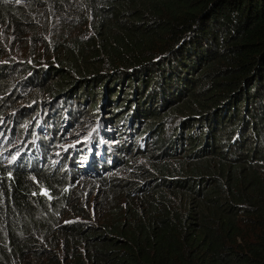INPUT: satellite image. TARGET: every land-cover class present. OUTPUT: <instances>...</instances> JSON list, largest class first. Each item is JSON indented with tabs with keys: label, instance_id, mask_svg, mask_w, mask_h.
Masks as SVG:
<instances>
[{
	"label": "trees",
	"instance_id": "trees-1",
	"mask_svg": "<svg viewBox=\"0 0 264 264\" xmlns=\"http://www.w3.org/2000/svg\"><path fill=\"white\" fill-rule=\"evenodd\" d=\"M70 3L88 34L52 38L42 50L63 67L12 61L20 59L0 32V113L8 140L20 141L16 158L0 161V264H264V0H0V30L31 23L27 7L57 12ZM139 80L132 108L122 106L137 125L138 115L158 117L156 98L171 106L187 91L194 105L191 86L209 91L207 103H186L183 114L199 112L197 124L184 119L167 139L155 133L154 153L137 146L131 159H144L150 182L102 176L117 199L90 210L81 165L97 169L111 151L98 140L70 150L68 167L66 151L55 163L49 153L77 119L78 89L94 93L98 84L100 99L113 92L117 102L120 88ZM114 108L122 114L112 135H128ZM152 123L138 135L149 136ZM131 159L117 155L112 165Z\"/></svg>",
	"mask_w": 264,
	"mask_h": 264
},
{
	"label": "rangeland",
	"instance_id": "rangeland-1",
	"mask_svg": "<svg viewBox=\"0 0 264 264\" xmlns=\"http://www.w3.org/2000/svg\"><path fill=\"white\" fill-rule=\"evenodd\" d=\"M76 9L77 8L74 7V3H70L68 6H65V9L57 10V12H55L52 7H47L46 5L43 6V8L27 7L26 20L30 19L31 23L21 26L17 33L13 32L12 30H10L8 33H3L0 30V32L3 34L2 37L7 40V48L10 53L13 54L15 58L20 59L12 61L27 62L28 64L35 65V67H49L50 65L63 67V60H48V58L51 56L49 55L50 53L48 51L42 50L46 44H49L51 42L52 38L55 39L56 37L63 35L66 39H68L67 37H82L88 34V29L86 25L81 26L79 22L75 23V21L78 20V18L81 16L79 13L76 12ZM79 10L83 11L82 7H80ZM66 80L70 81L71 78L67 76ZM140 82L141 81L139 80L135 82L132 86V82L130 81L128 82V85H126L125 87H121L120 93L117 97V102L112 101L116 98V94L113 92L110 94L111 100L104 101L100 99L99 91L98 89H95L99 86L98 84L92 85L94 93L85 92V94H83L81 93V90L78 89L77 91L80 93L77 94L76 98H73V102L74 105H78L79 111L84 114V116L78 119L79 121H81L79 124H68L66 125V129L62 133L60 131L57 132V136L60 138L61 143L57 144L52 149V151H50L49 157H53L51 163H55V156L59 155L61 152L63 153L66 151V153L68 152L67 156H69V149H76V147H79V145L80 147H83L84 143L90 141L92 138V134L96 133L99 128L100 132L102 134H105L110 126L114 125L115 123H118L116 118L117 116L122 114V112L119 111H124V114L126 115V120L124 121V124L126 125L128 123V111L133 106V102L130 100L132 99L133 95H135V90L140 87ZM67 86V83H63V87L67 88ZM190 89L194 91L196 99L199 100L198 102H195L194 105L193 103H190L189 100L192 99L189 97L188 92L186 91V94H184V96L187 95V97L183 100L178 99V103H174V105L171 106L168 104L160 106V103L157 98L154 100V102H151L153 107L152 109H154V112L158 114L157 118H149V116L141 117V115H138L136 116L137 119L142 118L141 123L139 125H137V121L134 120L135 117L132 118V129H130L131 135L129 139V145L132 150H129L125 154L121 153L122 151L119 150L117 151V154L120 155V157L122 158L125 155H128V158L134 156L137 147L135 146V142L137 140L136 134L138 133V131H135V128L137 126L139 128V132H141L143 126H146L148 122H153L152 126H155L156 129H150V135L145 141L144 150L148 151L151 149V152L154 153V150L159 145L158 141L155 142V133L160 132L161 138L167 139L170 136H175V134L179 131L181 127L180 123L183 122L184 119H189V121H191L192 123L196 122V116H198L200 113L192 111L189 114H183L182 107L185 106L186 103L188 104V106L192 105L191 107L193 108H198L200 107V105L204 106L207 103L206 96L208 95L209 91L205 89L200 91L201 89L197 85L191 86ZM71 91L75 93L73 90ZM23 101L24 100L19 101L17 105L26 104ZM93 102L95 104H98L96 110H94L92 106ZM140 103L142 105H149V103H147V100H145L144 98H142ZM129 104L131 105L130 108L125 111L122 106H128ZM116 105L120 106L118 110V115L113 114V111L115 109L114 106ZM201 108L204 110L206 109V107ZM13 110L15 111V109H12L7 111L6 113H9ZM36 112L39 113L40 111L37 110ZM27 114L29 116L27 120H20L23 123L22 128H28L29 126H31L32 123L30 120L35 117V110H30L27 112ZM71 118L73 117H70L67 121L71 122ZM108 119H111L110 122H108ZM5 122L6 114L0 113V161L12 162L17 156L15 154H17V150L19 149L18 147L20 141L17 138H12L8 140V121L7 123ZM198 129L200 130L201 127H198ZM36 130L37 126H34L33 131ZM192 130H196L195 125ZM185 132L187 131L185 130L184 133ZM146 134H144L139 139H143ZM33 135H35V133ZM115 139L116 137L106 138L105 141L109 145L124 141V137L113 141ZM27 142L25 143V145L27 144ZM35 148L37 149V146ZM10 152H12L13 155H11ZM60 157L62 156L60 155ZM67 165L68 163L65 164L66 167ZM118 166V168L113 166V170L111 172L105 170L102 171L101 175L103 174V178H105L106 176H112V178L116 177V179L118 180L136 179L139 181L141 180L143 182H145V180H148L149 182L151 181L148 179V177H146L148 166L147 164H145L143 158H133L125 167H122L121 165ZM100 179V177H94L90 174H86L81 178L83 184L79 186L82 192L84 193L83 196H87V198L82 202V205L93 211H99L100 207L104 206L108 201L112 202L114 199H117L118 192H110L106 190L104 188L106 182H101L102 180Z\"/></svg>",
	"mask_w": 264,
	"mask_h": 264
},
{
	"label": "clouds",
	"instance_id": "clouds-1",
	"mask_svg": "<svg viewBox=\"0 0 264 264\" xmlns=\"http://www.w3.org/2000/svg\"><path fill=\"white\" fill-rule=\"evenodd\" d=\"M74 107H75V109H74V113H73V115L75 114V112H76V117H77V119L73 122V123H76V124H79L81 121H79L78 119H80V118H82L83 116H84V114H82L80 111H79V109H78V105H74ZM130 114V113H129ZM73 115H72V117H73ZM142 117V116H141ZM123 118L126 120V115L124 114V116H123ZM117 119V118H116ZM108 120H110V119H108ZM124 120V121H125ZM124 123V122H123ZM123 123H120V124H123ZM130 123L132 124V120H129V117H128V123L127 124H129V126L130 127H128V129L127 130H129V128L130 129H132V126L130 125ZM115 124H117V123H115ZM127 124L125 125L124 124V126H123V128L124 129H126L127 127ZM103 125V124H102ZM111 127L112 126H110L109 127V129H108V131L105 133V134H102L101 132H100V128H99V130L96 132V133H93L92 134V138H91V140L90 141H88V142H86V143H84V146L83 147H80V145H79V147H76V149L77 148H81V149H90L93 145H94V143H95V141H99L100 143H103L106 147H108V149L111 151V153L110 154H108L107 155V160L104 162V164H102L100 167H98L97 169H95V168H93L92 166H90V165H86V164H84L83 166L81 165V168L82 169H84L85 171H87L86 172V174H90L91 176H94L93 174H94V172L92 171V170H100L101 169V172L102 171H112L113 170V162L115 161V160H117V151H119L120 149H118V148H115V146H118L119 147V145H121V144H123L125 141L127 142V144H126V147H128V150H120V151H122L121 153H123V154H125L126 152H128L129 150H132L131 148H130V145H129V139H130V135H131V132L129 131L128 132V135H126V134H124V135H121V134H119V136H113L112 135V130H111ZM137 128V127H136ZM136 128H135V131H136ZM137 132V131H136ZM148 133H150V131H148ZM146 134V133H145ZM137 136H139V137H137V140H136V142H135V146H139V149L141 150V152H143V151H145L144 150V144H145V141L143 140V139H145V137H146V139L148 138V136H147V134H146V136L143 138V139H139L140 138V135H138V133L136 134ZM112 137H116V139H120V138H122V137H124V141L123 142H119V143H114V144H112V145H109V144H107L106 143V138H112ZM116 139L115 140H113V141H116ZM140 140V141H139ZM131 146H133V145H131ZM70 150H74V149H69V153H70V155L69 156H66V158H65V161H66V163H68V165H67V167L69 166V161L72 159V153H71V151ZM137 151V147H136V150H135V153H134V155L137 153L136 152ZM146 152V151H145ZM68 153V152H67ZM93 153V152H92ZM90 156V155H89ZM100 156L102 157L103 156V154L100 152ZM119 157H120V155H118ZM82 158V157H81ZM88 158V157H87ZM90 158V157H89ZM92 158V157H91ZM123 158H126L127 159V161L129 160V159H131L132 157H130V158H128V155L126 156H124ZM122 157H120V159L122 160L123 159ZM90 160V159H89ZM92 160V159H91ZM95 160H97V159H95ZM93 161V160H92ZM103 161V160H102ZM65 163V164H66ZM82 163V162H81ZM120 163H118V165H119ZM117 165V166H118ZM116 168H118L116 165H114ZM122 166V165H121ZM66 167V166H65ZM123 167H125V166H123ZM108 169H110V170H108ZM86 174H84V175H86ZM83 175V176H84ZM96 175V174H95ZM101 175V173L99 174V175H96V176H94V177H102V175ZM82 176V177H83ZM81 177V178H82Z\"/></svg>",
	"mask_w": 264,
	"mask_h": 264
},
{
	"label": "bare ground",
	"instance_id": "bare-ground-1",
	"mask_svg": "<svg viewBox=\"0 0 264 264\" xmlns=\"http://www.w3.org/2000/svg\"><path fill=\"white\" fill-rule=\"evenodd\" d=\"M94 158V157H93Z\"/></svg>",
	"mask_w": 264,
	"mask_h": 264
}]
</instances>
